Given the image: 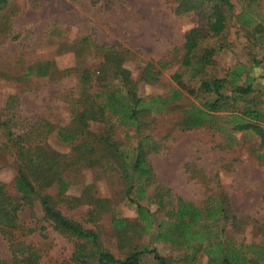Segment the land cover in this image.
<instances>
[{
  "label": "rangeland",
  "instance_id": "obj_1",
  "mask_svg": "<svg viewBox=\"0 0 264 264\" xmlns=\"http://www.w3.org/2000/svg\"><path fill=\"white\" fill-rule=\"evenodd\" d=\"M231 1L234 8L228 14L224 33L200 41L203 47L221 44L224 47L213 56L216 63L206 67L205 75H195L196 65L182 64V57L185 34L198 25L199 17L196 13L177 15V0H12V22L5 25L8 33L0 34V117L6 120L16 110L20 126H26L28 120L36 117L46 119L56 127L47 142L54 149L72 155L73 143L64 141L58 134L59 129L72 120L68 96L77 93L79 84L77 73H69L67 69L90 68L98 75L102 54L93 44L86 51L81 50L87 44L82 43L84 38L101 45L119 43L130 51L124 65L139 81L141 96L167 97L175 89L184 92L167 111L154 110L144 117L140 127L123 126L116 120L91 124L94 132L109 134L118 149L129 152L146 136L144 149L156 183L147 186L146 199L141 203L165 220L167 209H160L155 199L160 192L167 193V189L171 194L165 195V199L173 197L175 200L181 196L200 208H205L210 198L227 194L232 211L241 223L232 227L230 220L225 235L237 242L262 243L264 180L234 179L230 172L225 174V180L210 179L214 168L212 149L225 142L224 135L208 126L190 130L183 126L186 110L212 97L200 90L202 77L223 76L227 68L234 69L236 65L253 68L252 73L257 77L256 91L236 106L243 108L248 101L255 100L261 102L260 107L264 103L258 92L264 88V0ZM149 61L161 70V77L155 83L140 80ZM44 66L48 74L40 69ZM176 74H179L178 80L174 79ZM109 82L117 80L113 78ZM17 127L14 129L18 131ZM238 134L239 143L249 142L248 136ZM256 141L251 140L250 144H257ZM111 152L110 147L99 149L101 159L96 160L100 163L84 168L81 173L67 175L71 184L66 194L81 197L80 205L59 201L56 187L46 192L56 198L65 215L96 231L98 248L110 251L116 258H125L135 248L144 251L143 264H158L154 254L146 250L154 248L166 257L167 264H208L203 251L190 263L186 261L184 248L169 241H153L152 231L142 230L144 224L139 220L137 206L130 203L127 195L130 185L119 166V152L116 158ZM16 175L12 152H0V180L14 195L18 194ZM137 191L134 187L133 197L138 196ZM88 195L108 200L106 209L91 212L97 207ZM20 216L21 227L14 230L12 236H5L0 230V259L3 261L12 260L13 252L22 247L21 241L38 252L37 264H100V251L92 252L94 244L54 229L39 202L27 205ZM119 218L129 220L132 227L128 232L115 227Z\"/></svg>",
  "mask_w": 264,
  "mask_h": 264
},
{
  "label": "trees",
  "instance_id": "obj_2",
  "mask_svg": "<svg viewBox=\"0 0 264 264\" xmlns=\"http://www.w3.org/2000/svg\"><path fill=\"white\" fill-rule=\"evenodd\" d=\"M233 8L234 4L231 0H177L175 8L177 15L196 13L199 17L198 25L193 26L185 34V54L182 57V64L196 65L195 75L199 73L205 75L206 67L216 63L213 56L224 47L222 44L218 47H203L200 41L222 35L227 28L228 14ZM12 10V0H0V34L8 33L5 25L12 22ZM8 29L10 30V25ZM86 42L81 50L86 51L87 47L93 44L102 55L97 70L98 75H95L90 68L67 69L69 73H77L79 84L77 93L68 96L72 120L68 125L61 127L58 134L64 141L73 143L72 155L54 149L47 142L56 127L46 119L36 117L28 120L26 126H20L16 121L18 118L16 110L6 120L0 117V135L3 139L0 141V152L10 150L15 158L17 169L15 188L18 192L17 195L11 194L7 184L0 180L1 232L5 236L8 234L12 236L13 231L21 227L20 212L27 205L34 206L37 201L42 207L45 218L54 229L82 239L85 243L94 244L92 252L100 251L98 254L100 264H142L144 251L141 249H132L122 259L116 258L110 251H101L97 246L98 233L65 215L56 198L46 192L47 189L56 187L59 201H64L68 205L74 203L73 206L80 205L81 197L66 194L71 184L67 175L74 172L81 173L84 168L100 163L97 161L100 158L98 150L103 151L106 147H110L114 158L119 152V166L124 173V179L130 185L127 190L130 203L137 206L139 220L144 224L142 230L152 231L153 241H169L175 246L184 248L187 253L186 261L190 260V263L197 259L200 251H203L207 255L208 264H264V240L262 243L247 244L237 242L225 235V227L230 220L232 227L241 223L237 214L232 211V203L227 194L225 198L220 196L210 198L207 206L200 208L181 196H177L175 200L173 197L165 199V195L171 194L170 189H167V193L160 192L155 199L160 209H167L165 220L158 218L154 211L141 203L146 199L147 186L152 182L156 183L144 149L146 136L129 152L126 149H118L109 134L94 132L91 124L93 122L108 124L107 122L116 120L123 126L140 127L144 117L154 110L158 113L167 111L171 103L180 99L184 92L175 89L167 97L141 96L139 81L124 65L130 53L129 49L119 43L102 45L96 41L91 43L90 38H84L82 43ZM199 52L201 55H197ZM192 59L196 62H191ZM40 69H44L43 74H48L46 66ZM226 73L224 78L202 77L200 90L214 97L205 100L204 107L192 104L191 108L186 110L183 126L185 129L200 127L210 121V115L214 111L229 110L233 112L235 119L241 118L235 122V128L253 129L264 144V128L260 125L264 121V113L260 111L261 102L250 101L252 104H247V107L243 108L236 106L237 102L244 101L245 97L253 92L252 78L248 71L239 65ZM160 77L161 70L156 64L151 61L146 62L140 80L145 83H155ZM113 78H116V83L109 82ZM174 79L178 80L179 74H176ZM243 79L244 82L240 83ZM13 98L12 96L9 101L12 102ZM240 113L251 119L240 117ZM15 126H19L18 131L14 129ZM187 169L190 170L189 165ZM134 187L138 190L137 197L132 196ZM83 194H86V191ZM88 196L97 207L91 212L101 208L106 209L108 200ZM115 227H119L120 231L128 232L132 225L128 219L119 218L115 222ZM19 242L22 247L13 252L12 260L7 263L0 259V264L38 263V252L33 251L30 245ZM146 250L154 254L158 264H167L166 257L160 255L156 249Z\"/></svg>",
  "mask_w": 264,
  "mask_h": 264
},
{
  "label": "crops",
  "instance_id": "obj_3",
  "mask_svg": "<svg viewBox=\"0 0 264 264\" xmlns=\"http://www.w3.org/2000/svg\"><path fill=\"white\" fill-rule=\"evenodd\" d=\"M250 68H247L246 70L248 71L250 78H252L251 85L253 86V92L250 93L252 95L257 88V86H255L257 77H255L252 73L253 68ZM228 70L230 71L231 68H227L225 73ZM226 75L227 73L223 76H219V78H224ZM244 78L246 79V77ZM243 82L244 79L240 83ZM226 86L229 88L228 85ZM258 92H260L259 95H262V98L261 96L260 98L263 99L264 88H262L261 91L258 90ZM204 104V102L196 103V105L200 107H204ZM248 104L250 105L252 103L248 101ZM244 107H247V104ZM260 111L264 113V104L260 107ZM240 117H244L247 120L251 119L243 113H240ZM239 119L241 118L235 119L233 112L229 110L214 111V113L210 115V121L207 124L200 126L201 128L208 126L214 130H218L222 132L225 137V142L221 146L217 145L216 149H212V165L214 167L210 177L212 180H225V174L229 172L232 173V177H234V179L264 180V144L261 137L253 129L240 130L235 128V122ZM260 125L264 128V121L261 122ZM185 130L190 129L186 128ZM238 133H243L248 136L249 142L239 143L237 140V136L239 135ZM249 139L252 141L257 139V144H250L253 142ZM242 167L243 169L240 171ZM261 168H263V170Z\"/></svg>",
  "mask_w": 264,
  "mask_h": 264
}]
</instances>
